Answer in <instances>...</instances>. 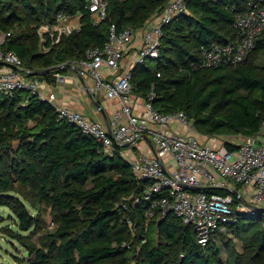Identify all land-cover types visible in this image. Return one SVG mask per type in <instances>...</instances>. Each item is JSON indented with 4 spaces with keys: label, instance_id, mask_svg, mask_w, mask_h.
Returning <instances> with one entry per match:
<instances>
[{
    "label": "trees",
    "instance_id": "obj_1",
    "mask_svg": "<svg viewBox=\"0 0 264 264\" xmlns=\"http://www.w3.org/2000/svg\"><path fill=\"white\" fill-rule=\"evenodd\" d=\"M105 1L107 18L95 23L90 0H0V30L11 33L2 50L16 53L33 77L54 83L53 75L85 60L90 49H103L113 25L118 32L142 29L168 3ZM254 1L185 0L186 12L164 28L158 58L131 70L133 93L147 101L153 93L155 110L185 113L202 136H258L264 129V62L258 64L255 54L264 56V36L242 64L200 67L204 48L236 39L235 18ZM59 15L79 16L80 30L58 42L47 35L42 40L40 29L57 25ZM54 67L59 70L34 76ZM123 150L103 153L95 138L31 93L0 92V208L16 217L17 231L7 230L26 250L14 264H222L219 238L228 248L235 240L244 244L243 254L228 264H264L262 210L237 214L205 247L192 226L173 213L162 217L160 208L147 226L150 206L143 194L150 184L136 177ZM204 192L238 201L227 189ZM47 206L56 228L34 242Z\"/></svg>",
    "mask_w": 264,
    "mask_h": 264
},
{
    "label": "built area",
    "instance_id": "obj_2",
    "mask_svg": "<svg viewBox=\"0 0 264 264\" xmlns=\"http://www.w3.org/2000/svg\"><path fill=\"white\" fill-rule=\"evenodd\" d=\"M165 10L153 17L143 30V45L138 62L147 58L157 59L164 28L186 12L185 0H167ZM108 4L105 0H90V12L95 23L107 18ZM66 16L59 15L58 23ZM236 39L221 45L212 44L202 51V68L237 66L244 63L264 36V0L251 2L246 11L239 13L233 23ZM48 31V28H45ZM80 25H66L59 29V37L79 31ZM136 29L131 27L118 32L113 25L110 37L103 49H90L86 59L72 63L82 77L91 76L95 81L92 92H104L106 97L117 102L108 125L94 122L80 111L58 107L57 96L46 90L48 84L33 77L25 70L21 58L14 52H4L11 33L0 30V92L12 94L25 91L51 104L58 118L78 127L83 134L95 138L103 153L112 155L117 147H138L150 139L154 153L129 161L138 179L149 182L143 199L149 203L146 215L147 226L157 208L162 217L173 213L184 225L192 226L200 245L205 247L219 233H226L237 214H253L264 208V143L256 137L245 138L229 150L226 145L214 147L201 141L192 122L183 112L163 114L155 110L150 101L133 104L132 73L125 72L115 82H106L103 71H119L125 52L135 40ZM58 83L65 77L55 75ZM177 123L187 133L171 129ZM197 137V138H196ZM228 182L252 188L250 200L231 195L209 194L205 189H228ZM188 187L199 189L191 191ZM139 201V199H138Z\"/></svg>",
    "mask_w": 264,
    "mask_h": 264
},
{
    "label": "crops",
    "instance_id": "obj_3",
    "mask_svg": "<svg viewBox=\"0 0 264 264\" xmlns=\"http://www.w3.org/2000/svg\"><path fill=\"white\" fill-rule=\"evenodd\" d=\"M149 24L150 21L146 24V26ZM58 25H60V28H63L66 25L78 26L80 25V17H66L62 22H60V24L58 23ZM144 28L136 30L135 40L125 52L119 71L112 73L104 69L103 74L106 82L113 83L119 77H121L123 73L128 71L131 72V70L135 68L138 63L140 49L143 45ZM42 40H44L43 37ZM62 76L65 77L64 83H58L56 81L55 75H53V78L55 79L54 83L49 84L45 80L41 79L48 84V86H46V90L49 93H54L57 96V106L83 112L89 117L90 120L108 125L115 109L117 108V102L111 100L109 101L104 92H92V89L95 87L94 79L91 76L82 77L78 74L77 69L69 68L66 72L62 73ZM132 101L133 104L146 103L145 99L137 96L134 93L132 95ZM96 105H99L100 107H97ZM171 129L181 134L187 133V131L177 123H173L171 125ZM196 136L201 141L214 147L222 146V144L225 145L226 142L239 144L240 141L242 142L245 139V137L242 136L224 135L205 137L199 133H197ZM256 139L259 142L264 143V129L258 136H256ZM124 149L125 151H122L123 157L129 161H134L141 158L142 156H152L154 153L153 145L150 139H146L138 147H124ZM138 152L141 153L140 156L136 154ZM228 187L229 188L227 190L232 192L237 197H240L246 201L250 200L252 195L251 187L239 186L230 182H228Z\"/></svg>",
    "mask_w": 264,
    "mask_h": 264
},
{
    "label": "rangeland",
    "instance_id": "obj_4",
    "mask_svg": "<svg viewBox=\"0 0 264 264\" xmlns=\"http://www.w3.org/2000/svg\"><path fill=\"white\" fill-rule=\"evenodd\" d=\"M45 28H48L49 32H47ZM58 29H60V25H58V23L57 25H54V26L46 25L40 29L39 34L41 37H43V39L47 35V37L52 39L54 42H58L60 40V37H59L60 33L58 32L59 31ZM46 51L44 50V52ZM255 55H256L257 63L263 64L264 62L263 54L261 52H258ZM17 145H18V142H15L13 146L16 147ZM123 151H125V149ZM136 154H138V156L141 155L140 152ZM17 188H20V185H17ZM32 212H35V211H32ZM43 213L44 214L42 215V219H43V222H45V224L41 231L35 232L33 236L34 242L38 241L40 236H42L44 233L53 231L56 228V225L53 219L54 217L51 213L50 206L45 207L43 209ZM2 216L4 217V219ZM15 218L16 217L7 208H0V264H14L13 257L15 256L22 257L26 253V250L22 245L11 240V237L9 236V231L7 230L13 227V229L17 231V227L15 226V220H14ZM131 226H132V232L135 233L136 229L133 227V225ZM227 244L228 242L225 240V238L217 239V246L219 247L222 253L221 258H220V262L222 264H228L229 261H232L235 254H243V251H244L243 250L244 244L242 242H239L238 240L234 241L233 248H228Z\"/></svg>",
    "mask_w": 264,
    "mask_h": 264
},
{
    "label": "water",
    "instance_id": "obj_5",
    "mask_svg": "<svg viewBox=\"0 0 264 264\" xmlns=\"http://www.w3.org/2000/svg\"><path fill=\"white\" fill-rule=\"evenodd\" d=\"M70 67H71V68H74V69H77L76 67H73V66H70ZM57 70H59V67H54V68H51V69H49V70H47V71H44V72H40V73L34 74V76H45V75H47V74H49V73H52V72H55V71H57ZM77 71H78V74L80 75L78 69H77ZM96 106H97V107H100L99 105H96ZM188 189L191 190V191H198V190H199V189H196V188H193V187H188ZM259 210L264 211V208H259Z\"/></svg>",
    "mask_w": 264,
    "mask_h": 264
}]
</instances>
